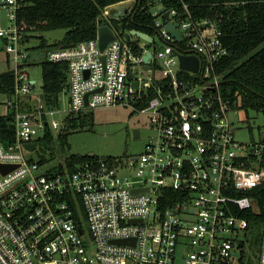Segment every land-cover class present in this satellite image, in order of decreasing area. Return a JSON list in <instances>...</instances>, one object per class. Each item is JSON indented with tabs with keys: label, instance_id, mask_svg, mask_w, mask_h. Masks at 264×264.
Listing matches in <instances>:
<instances>
[{
	"label": "built area",
	"instance_id": "2783aa9c",
	"mask_svg": "<svg viewBox=\"0 0 264 264\" xmlns=\"http://www.w3.org/2000/svg\"><path fill=\"white\" fill-rule=\"evenodd\" d=\"M24 2L0 0V50L14 64L15 83L4 104L5 114L14 115V141H0V164L15 166L0 172V264H264V231L246 255L239 232L245 235L247 223L237 216L257 210L248 192L264 184V142L242 145L234 137L229 114L236 110L221 98L220 76L213 73L226 54L216 26L177 22L168 11L181 32L177 42L154 12L162 47L154 35L147 34L149 43L109 26L115 40L102 51L97 34L71 48L46 49L48 62L67 64V109H49L37 96L22 111L35 84L23 70L29 55L16 21ZM111 7L103 16L117 20ZM175 48L198 58L196 73L179 68ZM113 106L148 115L156 134L140 155L87 161L57 174L26 158V144L34 150L46 129L61 130L62 122L48 116ZM78 207L87 237L75 220Z\"/></svg>",
	"mask_w": 264,
	"mask_h": 264
},
{
	"label": "trees",
	"instance_id": "16d2710c",
	"mask_svg": "<svg viewBox=\"0 0 264 264\" xmlns=\"http://www.w3.org/2000/svg\"><path fill=\"white\" fill-rule=\"evenodd\" d=\"M132 1L131 11H124L118 19L105 18L103 11L108 6ZM159 5L164 11H174V21L208 20L220 31V42L226 54L214 64L215 75L220 76V94L233 110L253 109L264 114V0H25L23 7L17 12V24L21 31V43L26 47L35 38V34L48 31L64 30L63 38L52 45L38 37L37 46L30 50L58 48L66 44H78L95 39L99 25H107L117 32L136 30L149 35L155 33V20L149 13L151 8ZM26 48V50H28ZM182 50V49H181ZM27 66L38 63L41 67L42 85L40 98L42 104L49 108H57L60 96L66 93L68 69L65 62H48L44 55L36 60L27 59ZM184 78L198 83L193 76L182 74ZM12 71L0 74V95L10 97L14 91ZM147 98L139 105H146ZM21 110H29L30 102L21 104ZM14 115L7 112L0 115V141L10 145L14 141ZM92 112L86 111L67 115L62 120V128L57 137L50 129L36 143L51 148L55 139L65 138L63 131H75L92 127ZM264 142V137L261 139ZM35 143V144H36ZM53 158V157H52ZM109 160L113 157L71 154L63 164L51 167L48 173H72L78 165L87 161ZM39 164L47 162L40 159ZM264 166V159L261 163ZM255 201L257 210H244L237 214L246 221L245 237L250 230H261L255 239L257 246L264 231V184L248 192ZM79 211L75 212L80 228ZM247 240V239H246Z\"/></svg>",
	"mask_w": 264,
	"mask_h": 264
},
{
	"label": "rangeland",
	"instance_id": "374dc122",
	"mask_svg": "<svg viewBox=\"0 0 264 264\" xmlns=\"http://www.w3.org/2000/svg\"><path fill=\"white\" fill-rule=\"evenodd\" d=\"M132 7V1H127L115 7L114 11L120 10V13H123L126 10L130 11ZM155 8L161 7L156 5ZM64 33V30H55L35 34V38L25 48L37 46L40 40L38 37L42 38L47 45H52L60 41ZM153 35L154 45L158 48L162 47L161 40L155 33ZM131 38L134 39V37ZM138 40L140 43L143 42L141 39ZM27 52L29 58L35 61H38L44 55L42 50L28 49ZM13 70L14 64L11 58L4 50H0V74ZM23 70L28 74L29 81H35L30 91V95L35 98L41 92V67L36 63L32 66H26ZM37 98L36 101L38 102ZM67 99V93L61 94L58 107L60 112L67 109ZM5 103L6 97L0 95V115L5 112ZM32 103L34 102L32 101ZM90 112H92L93 122L91 128L85 127L75 131H63L62 134H66V137L55 139L51 148L36 143L35 149L25 154L26 158L35 162L40 161L42 158L47 160V162L42 163L41 170L63 164L64 159L71 154L113 157L121 162H126L129 157L143 153L147 141L156 134L148 115L134 112L128 106L102 107L93 109ZM64 117V113H58L53 117L48 116L47 119L49 121L53 119L61 123ZM229 120L234 129L235 139L242 145L257 144L264 137V114L261 112H256L253 109L247 111L238 109L229 114ZM135 128L140 131V138L137 140L132 137V130ZM54 136L57 137L56 133H54ZM84 232L87 237L86 227H84ZM259 235H261V230L257 229L250 230L246 237L243 232H239V238L246 241L244 249L246 255L254 251V242Z\"/></svg>",
	"mask_w": 264,
	"mask_h": 264
},
{
	"label": "water",
	"instance_id": "95a60500",
	"mask_svg": "<svg viewBox=\"0 0 264 264\" xmlns=\"http://www.w3.org/2000/svg\"><path fill=\"white\" fill-rule=\"evenodd\" d=\"M119 3V4H123ZM119 4L113 5L110 9V12L112 11L115 13L120 12V10L114 11L115 7H117ZM154 12H157L158 14H161L162 18L165 20L166 24H165V29L166 31H168L172 37H174L176 39L177 42H181L182 41V36H181V32L179 30L176 29V24L170 22V18H169V13L164 11L163 8H151L149 10V13L152 14ZM130 35L136 36L138 38H141L143 40H145L146 42H151L152 41V37H150L149 35H147L146 33H142L140 31H136V30H131L130 31ZM97 40H98V46L99 49L102 51L105 49L106 45L115 40V37L113 35L112 29L107 26V25H100L97 29ZM125 40L127 42L128 40V34L125 35ZM135 44V43H134ZM75 44H66V45H62L60 46L61 49H66V48H71L74 47ZM172 55L176 56L179 62V68L181 70L184 71H188V72H192V73H196L198 70V58L194 55H183L180 54L177 50V48L173 49L172 51ZM151 57V54L148 52L144 55L143 57V61L146 65L149 64V59ZM102 61H104V57L101 58ZM148 67H145V69H147ZM133 76V74L131 75ZM34 81H31V83L33 84ZM133 87L136 88L137 87V83L133 82L132 83ZM85 103L87 100V95H85L84 97ZM59 133H56V136H58ZM132 137L133 139L137 140L140 138V131L138 128H135L132 130ZM25 148L32 151L33 150V145L32 144H26ZM13 168H15V166L12 165H1L0 164V172L1 173H7L9 171H11ZM88 236L91 237L90 231H88Z\"/></svg>",
	"mask_w": 264,
	"mask_h": 264
},
{
	"label": "crops",
	"instance_id": "0c3cea01",
	"mask_svg": "<svg viewBox=\"0 0 264 264\" xmlns=\"http://www.w3.org/2000/svg\"><path fill=\"white\" fill-rule=\"evenodd\" d=\"M119 13H120V12H118V13L113 12V16H115V15H117V14H119ZM39 96H40V94L38 95V97H39ZM25 99L27 100V102L29 101V102H31V103H32V101H33V102L35 101L34 97L31 96V95H29V96L26 97ZM32 104H34V103H32ZM5 112H6V110H5ZM5 112L3 113V115L5 114Z\"/></svg>",
	"mask_w": 264,
	"mask_h": 264
}]
</instances>
